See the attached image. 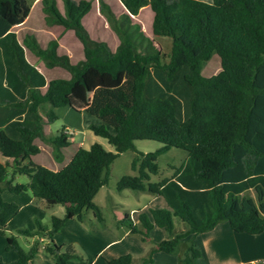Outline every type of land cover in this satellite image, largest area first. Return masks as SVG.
Returning <instances> with one entry per match:
<instances>
[{
  "label": "trees",
  "instance_id": "1",
  "mask_svg": "<svg viewBox=\"0 0 264 264\" xmlns=\"http://www.w3.org/2000/svg\"><path fill=\"white\" fill-rule=\"evenodd\" d=\"M94 1L62 0L63 12L57 0L39 1L48 24L74 30L81 41L84 58L73 62L59 52L57 39L43 46L35 34L20 37L16 32L14 27L26 21L32 3L0 0V152L7 158L0 160V225L19 209L16 202L4 199L3 192L30 191L48 205L65 207L63 217L53 216L47 232L39 226L40 235L51 240L45 251L56 264L82 258L73 244L55 243L53 234L70 219L84 220L88 209L103 220L94 198L108 183L114 160L131 149L136 151L131 164L136 174L122 176L117 188L150 191L166 205L142 213L131 229L145 242L156 226L168 232L144 262L152 261L157 251H176L188 237L182 264H196L201 251L194 238L223 221L235 232L264 234V206L258 205L264 195L246 208L236 206L251 189L264 193V0H121L126 8L121 13L98 0L100 12L119 38L115 50L107 41L93 38L83 23ZM146 5L154 13L153 37L132 16ZM159 37L171 38L169 53L163 52ZM27 48L47 66L68 70L70 77L47 81L28 60ZM214 54L220 56L222 69L205 76L202 71ZM90 69L114 78L125 74L115 87H96L86 108L100 120L90 129L107 138L115 151L98 142L80 146L57 170L35 161L33 156L41 151L36 138L52 146L57 161L64 159L63 148L70 144L65 127L53 136L45 133V124L59 118L55 108L70 103V94L86 83ZM137 139L163 145L138 151ZM171 147L186 150L188 158L172 177L151 181L159 172V155ZM17 174L28 175L29 181L14 183ZM174 216L185 229L175 232ZM8 242L18 258L7 262L0 256V264H28L40 247L36 240L24 250L14 235ZM132 262L130 253L109 260Z\"/></svg>",
  "mask_w": 264,
  "mask_h": 264
},
{
  "label": "rangeland",
  "instance_id": "2",
  "mask_svg": "<svg viewBox=\"0 0 264 264\" xmlns=\"http://www.w3.org/2000/svg\"><path fill=\"white\" fill-rule=\"evenodd\" d=\"M28 1L30 3L34 2V0ZM107 1L110 2L111 6L115 10H118L119 6H121L120 0ZM59 4L60 6H63L61 0H59ZM93 6L94 8L91 11L90 17H87L86 19L87 25L98 31L96 34L97 36H103L112 45H114V43L118 40V36L114 33V30L110 25L106 30L100 26L97 28L94 27L92 15L93 13L100 12L98 11L99 1L95 0ZM152 18L153 11L150 6H145L144 10L140 13V16L134 17V20L142 21H140L142 27L147 31L149 36H153ZM103 24L108 23L103 21ZM47 26H49V24L45 19V14L41 5L38 3L32 7L31 16L28 21L23 25L15 26L14 29L18 32L20 37H22L24 32H32L35 28L37 29V32L42 35V39H47L49 37L45 31ZM56 29L57 28H55V30ZM71 32L72 33L68 34L64 39V45L67 47L68 42L69 44L70 42L73 44L72 41H77L81 45V42L73 33V30ZM157 40L160 43L163 52L169 53L171 49V38L159 37ZM75 50L73 51V61H76L80 56V51L77 52ZM27 52L30 55L29 57H31V51L28 48ZM221 69V58L218 54H214V56L205 65L202 72L205 76H210L218 73ZM60 72L61 71H59V73ZM65 73L69 74L66 70L64 71V74ZM48 75L50 74L48 73ZM124 79V73H121L117 78H114L112 74L108 72L99 73L94 69H90L86 75V83L75 88L71 95V104L62 107L60 113L58 114L59 118L50 125V135L53 136L58 135L64 125H70V129H65V132L69 137L73 138L74 143L66 149L68 155L67 157H69V155H71L73 151L78 148V146L89 148L94 142L101 143L107 150L115 151V147L109 143L107 138L96 135L90 128L87 127V123L89 121L99 122L100 120L86 111L81 112L80 109H82L81 107L83 104L89 102L90 95L94 88L98 86L115 87L121 84ZM39 143L42 144V146L40 145L42 150L35 156V160L39 163L45 161L49 165L48 167L52 168L53 160L49 157L52 153L50 149L51 145L44 140L42 141V139H39ZM135 145L138 151L150 152L162 147L163 143L154 139H137L135 140ZM135 154L136 151L129 149L121 153L114 160L110 166L108 183L98 191L94 198L95 203L100 206L103 220L101 221L95 216L93 209H88L85 213L84 220L81 221L74 218L73 221L64 227L63 230L60 229L55 232L53 234L54 242H71L75 238V241L77 242H88V239H90L91 242L93 239H95V242H110L112 239L117 238L119 239L117 242H121L119 244L120 246L132 251L131 255L134 257L135 264L145 263L142 258L148 257L149 253L147 252V249H150V243L159 242L160 240L167 238L168 232L165 229L156 226L151 231L150 241L146 242L142 241L140 236L136 234H129L126 237L124 236V233L126 230L130 231L132 229V222H139V217L142 213L150 214L151 208L166 207V205L160 195L150 191H141L131 188L119 190L117 188L118 181L122 176L136 174V171H134L131 166ZM187 158L188 152L178 147H171L169 150L162 152L158 157L159 172L152 175L151 181L159 182L164 178L172 177L175 171L186 161ZM28 181V175L17 174L14 183H27ZM12 195L13 197L8 199H16L18 203L23 205V208L19 214L9 222L8 226L3 230V233H0V253H2V255L4 253L6 259L5 261L7 262L14 261V258H11V256L14 254L16 255L15 247L8 242L9 236H16L19 245L24 250H28V244L33 242L34 239L39 238V236H41V231L47 232V230L52 227L53 216L63 217L65 214V207L62 204L47 205V207H44L42 210L34 205H29L28 201L25 200L23 193H12ZM259 195L260 197H258ZM262 195H264V193L259 188L255 190L251 189L246 192V197L241 198V200L237 202L236 206L237 208H246L251 201L257 203V200H260L261 197H263ZM258 205L264 206V199H262ZM126 213H129L130 215L123 220ZM118 218H121V222ZM173 219L175 232H179L186 228V224L179 217L174 216ZM39 226H42V230L40 232L38 231ZM22 229L31 233L22 232ZM227 239L228 238H226V240ZM50 241V238L45 237V242ZM190 241L191 239L188 237L183 238L180 246L178 247L179 249L177 248L179 250L178 252H182L184 244L187 245ZM130 242H140L139 244L145 246V251L141 250L139 247L134 248L135 246H131L129 244ZM4 250H9V252H3ZM111 250L112 249L105 248L103 251L104 255L108 256ZM43 252L44 254H47L44 249ZM36 263L38 264L37 260Z\"/></svg>",
  "mask_w": 264,
  "mask_h": 264
},
{
  "label": "crops",
  "instance_id": "3",
  "mask_svg": "<svg viewBox=\"0 0 264 264\" xmlns=\"http://www.w3.org/2000/svg\"><path fill=\"white\" fill-rule=\"evenodd\" d=\"M39 1L40 0H34V2L32 3V7L34 5H36V4H38ZM57 1H58L59 8L63 12L64 11V6H60L59 0H57ZM203 1L211 2L212 0H203ZM108 3L110 4V2H108ZM146 6H149V5H146ZM144 7H142L140 9V11H139V13L137 15H132L133 18L134 17H139L140 13L144 10ZM93 8H94V6L83 17L84 25L87 27V29L89 30V32H90V34H91V36L93 38L107 41L108 44L110 45V47L113 50H115L116 47L119 44V38H118L117 42L114 43V45H112L103 36H97L96 34L98 33V31L95 30V28L92 29L91 27H89L87 25V20L86 19H87V17H90V14H91V11L93 10ZM31 10H32V8H31ZM125 10H126V8L123 5V3L121 2V6H119V9L115 10V11L117 13H121V12H123ZM98 11H100V8H99ZM98 13L96 12V13H93V15H92L94 27L97 28L98 26H100V27L104 28V30H106L107 27H109V23H108L106 17L101 12H98ZM30 16H31V11L29 13L28 18L26 19V21L23 24H25L28 21ZM153 17H154V13H153ZM103 21L107 22L108 24H103ZM139 21H141V20H139ZM152 22H153V18H152ZM99 23H101V24H99ZM23 24H20V25H23ZM102 24H103V26H102ZM20 25H18V26H20ZM55 28H57V29L55 30ZM45 31H46V33L49 36L47 39H44V38L42 39V35H40L37 32V29H35V28H34V30L32 32H28L27 31V32H24V33H33V34H35L37 36V38L39 39V41L42 43L43 46H46L51 39H54V38L57 39L58 42H59V45H60L59 46V52L60 53H67L71 57L72 61L74 59L73 58L74 57V52L73 51L76 48L75 51H77V52L80 51V56L78 57V59L76 61H73V62H77L80 59L84 58V51H83L82 43L80 45L77 41H72L73 44L71 42L69 44V42H68L67 43V47L64 45V39L66 38V36L68 34L72 33L71 32L72 29H65L62 25H59V24H49V26H47ZM55 31H57V32H55ZM145 32L147 33L146 30H145ZM73 33L75 34L74 30H73ZM114 33L116 34L115 31H114ZM151 37H153V36H151ZM75 42H76V44H75ZM70 45H71V47H70ZM74 46H75V48H74ZM26 52H27V49H26ZM29 56L30 55L27 52L28 60L32 64H34L45 75L47 81H49V80H51L53 78H58V77H62V78H69L70 77V72L68 70H66L65 68H63L61 66L49 67V66H47L45 64V62L41 58H39L38 56L34 55L32 52H31V57H29ZM62 69H64V70H62ZM65 70L68 71L69 74H67V73L64 74ZM55 71H57V72H55ZM59 71H61V72L59 73ZM48 73L50 75H48ZM45 88L46 87H44L43 89H45ZM95 89L96 88H94L92 90L89 102H87V103L82 105V107H81L82 109H80L81 112L82 111H86V108H87V106L89 105V103H90V101L92 99L93 92H94ZM72 93L70 94V103L65 105V106H68V105L71 104V100H72L71 95H72ZM62 107H64V106H62ZM62 107L55 108V111L57 112V114L60 113V110L62 109ZM87 113H89V112H87ZM96 122L97 121H89L87 123V127L90 128L89 127L90 124L91 123H96ZM50 125L51 124H49V123L45 124V133L47 135H50ZM64 127H65L66 130L70 129V125H68V124L64 125ZM39 139L40 138H36L35 142L39 146L40 145L42 146V144L39 143ZM69 140H70V144L63 148V151H64L65 155H64V159L62 161H57L54 158L52 153H51V156H49L50 159L53 160V162H52V168L53 169L57 170V169H60L63 166H65L71 160L73 155L76 153V151L80 147V146H78V148L76 150H74L73 153L71 155H69V157H67L68 155H67L66 149L68 147H70L72 145V143H74L73 138L69 137ZM50 149L52 151V146H51ZM41 150H42V148H41ZM36 155L33 156L34 160H35V156ZM0 160L3 161V162L7 160V158L4 155H2L1 152H0ZM40 163L45 165V166H49L45 161L40 162ZM15 178H16V176H15ZM15 178H14V180H15ZM12 193H15V192H11L9 190H5L3 192V197H4V199H6L8 201L16 202L19 205V209H18L17 213L15 215H13L7 221V223L5 225H0V229H3V230L8 226L9 222L16 215L19 214V212L23 208V205L21 203H18V201H16V199H13V198L8 199L10 197H13ZM21 193H23L24 198H25V200L28 201L29 205H34L35 207L40 208L42 210L44 209V207H47V205H48L43 200L37 199L31 192L26 191V192H21ZM17 194H20V193H17ZM129 215L130 214L128 213V216ZM118 219L121 222V218H118ZM71 221H73V219L68 220L65 223V225L61 228V230H63L64 227H66ZM132 223L134 225L137 222H132ZM130 232H131V230L130 231L126 230V232L124 233V236L127 237L129 234H131ZM226 238H228V239L226 240ZM36 240H39L40 247H39V250L37 251L35 257L31 261H29L28 264H37L36 260H37L38 264H56L54 258L48 252H46L47 254H44V252H43V249L45 248V245L48 243V242H45V236L41 235V236H39V238H36V239H34L33 242L29 243L28 244L29 249H30L31 245ZM75 240H76V238L73 241H71V242H55L58 245L68 244V243H71V244L74 245L76 252L79 255H81L82 258H74V259H72L71 260V264H110L109 260L112 259V258L118 257V256H120L122 254H125V253L132 254V251L130 249H127V248L119 245L121 242H117L119 240L117 238L112 239L110 242H95V239H93L92 242H91L90 239H88V242H77ZM194 241H195L194 242L195 246L201 251V255L196 259V264H264V234L263 233H260V234H249V233H245V232H235L231 228V226H230L228 221L220 222L212 230L198 234L195 237ZM139 243L140 242H130L129 244L131 246H135L134 248H138L139 247L141 250L145 251V249H146L145 246H143L142 244H139ZM156 243L157 242L150 243L151 247H150V249L149 248L147 249L148 253H150L151 248L154 247L156 245ZM186 247H187V245L184 244L182 252H178L179 248L176 249V251L171 252V253L164 252V251H157V252H155L153 254V260L150 261V262L145 261L144 264H182V256H183V253H184ZM105 248L112 249L108 256L104 255L103 251H104ZM3 252H9V250H4ZM0 256L4 260H6L4 253H3V255H2V253H0ZM11 258H14L13 260H16L18 258L17 251H16V255L15 254L12 255ZM145 258L146 257H144L142 259L144 260ZM132 264H135L134 263V257H133Z\"/></svg>",
  "mask_w": 264,
  "mask_h": 264
}]
</instances>
